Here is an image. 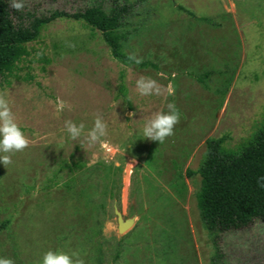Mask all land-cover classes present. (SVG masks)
<instances>
[{"label":"rangeland","instance_id":"1","mask_svg":"<svg viewBox=\"0 0 264 264\" xmlns=\"http://www.w3.org/2000/svg\"><path fill=\"white\" fill-rule=\"evenodd\" d=\"M10 2L11 21L25 26L29 16L107 9L113 0H24L19 12ZM126 3L122 52L142 64H120L99 32L58 18L26 44L13 75L0 78L30 140L10 165L0 163V257L40 264L53 250L78 253L85 264H264V223L217 232L213 243L195 207L199 176L185 175L198 168L206 139L237 152L264 127V0ZM141 75L171 81L175 95L141 96ZM58 99L67 105L59 114ZM168 103L180 115L174 135L159 144L144 138ZM97 113L108 134L89 145ZM67 120L84 123V135L72 140ZM114 208L133 218L122 234Z\"/></svg>","mask_w":264,"mask_h":264},{"label":"trees","instance_id":"2","mask_svg":"<svg viewBox=\"0 0 264 264\" xmlns=\"http://www.w3.org/2000/svg\"><path fill=\"white\" fill-rule=\"evenodd\" d=\"M9 0H0V78L12 76L17 65L28 56L26 44L37 39L40 30L55 19L80 21L89 29L100 33L110 55L120 64L134 62L122 52L124 35L119 31L128 13L126 0L105 9L94 3L82 10L66 13L52 11L48 15L29 16L24 25L11 21ZM120 93L123 95L122 87ZM221 139H206L204 153L195 171L186 170L187 177L199 176V186L194 194L200 224L211 237L217 232L241 229L259 221L264 223V127L255 131L237 152L222 153ZM80 169L79 164H75ZM4 226V222L0 224ZM213 237V238H212Z\"/></svg>","mask_w":264,"mask_h":264},{"label":"clouds","instance_id":"3","mask_svg":"<svg viewBox=\"0 0 264 264\" xmlns=\"http://www.w3.org/2000/svg\"><path fill=\"white\" fill-rule=\"evenodd\" d=\"M10 8L19 12L25 7L24 0H11ZM127 59L136 65L143 63V58L136 54H129ZM158 75L162 79H167L166 74L161 71ZM136 90L141 96H173L175 95V85L170 81L167 85H161L156 79L141 75L136 80ZM66 103L63 100H57L56 113H61ZM168 112L158 111L147 121L143 128V136L149 140L163 143L166 138L174 135V128L180 122V115L175 104H167ZM64 129L72 140L79 139L84 135L85 124H76L72 120L64 123ZM108 134V124L103 116L99 113L93 121V126L87 131L86 140L89 145H95L103 142L102 138ZM30 145L29 138L21 130L16 122V117L10 106L9 100L4 93H0V163L4 166L12 163V156L16 152H22ZM132 167V164H129ZM264 181V177H260L258 183ZM260 187L264 188V183H260ZM0 264H15L10 257H0ZM40 264H85V260L78 253L71 255L62 251H47Z\"/></svg>","mask_w":264,"mask_h":264},{"label":"water","instance_id":"4","mask_svg":"<svg viewBox=\"0 0 264 264\" xmlns=\"http://www.w3.org/2000/svg\"><path fill=\"white\" fill-rule=\"evenodd\" d=\"M113 214L116 220V230L118 234L125 232L133 223V218L123 219L121 213L115 208L113 209Z\"/></svg>","mask_w":264,"mask_h":264}]
</instances>
